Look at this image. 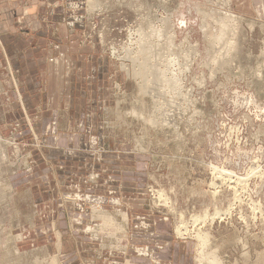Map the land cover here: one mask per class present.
<instances>
[{
	"label": "rangeland",
	"instance_id": "rangeland-1",
	"mask_svg": "<svg viewBox=\"0 0 264 264\" xmlns=\"http://www.w3.org/2000/svg\"><path fill=\"white\" fill-rule=\"evenodd\" d=\"M230 5L45 0L38 28L2 36L0 264H60L28 233L51 192L85 215L95 264H197V232L221 264H264V23ZM139 27L165 31L153 61H175L178 89L142 91Z\"/></svg>",
	"mask_w": 264,
	"mask_h": 264
},
{
	"label": "crops",
	"instance_id": "crops-1",
	"mask_svg": "<svg viewBox=\"0 0 264 264\" xmlns=\"http://www.w3.org/2000/svg\"><path fill=\"white\" fill-rule=\"evenodd\" d=\"M230 4L235 13L264 23V0H230ZM44 5L45 0H0V33H2L0 40L5 34L17 38L19 36L15 26L17 23L22 25L33 23L34 28H38L40 21L37 20V9ZM56 62H58L57 59ZM69 200V196L61 197L54 192L47 195L40 194V199H36L33 203L35 223L29 228L28 233L35 232L36 235L31 241L38 246L36 249L39 251V256L50 255L60 264L63 262L65 264H95L93 258L86 257L87 248L90 251L93 245L89 242L86 245L84 243L86 239L77 232L78 228H81L80 225L86 226L85 215L75 212L74 203ZM148 248H137L145 251H139L137 254L147 256L143 258L151 261ZM127 263L134 264L130 257L124 262V264Z\"/></svg>",
	"mask_w": 264,
	"mask_h": 264
},
{
	"label": "bare ground",
	"instance_id": "bare-ground-1",
	"mask_svg": "<svg viewBox=\"0 0 264 264\" xmlns=\"http://www.w3.org/2000/svg\"><path fill=\"white\" fill-rule=\"evenodd\" d=\"M89 1V0H88ZM228 2V1H227ZM202 11V10H201ZM202 12H204V11H202ZM170 14V13H169ZM205 14V13H204ZM166 15V14H165ZM202 15V14H201ZM206 15H208V14H206ZM223 17H224V19H226V21H235L236 22V20H237V16L236 15H234V14H232V13H230V14H226V12L224 13L223 12ZM170 16V15H169ZM145 17V16H144ZM171 17V16H170ZM206 17V16H205ZM147 18V16L145 17V19ZM169 18V17H168ZM165 19V18H164ZM171 19V18H170ZM144 20V19H143ZM148 20V19H147ZM151 20V19H150ZM153 20V19H152ZM155 20H157V18H155ZM154 21V20H153ZM157 21H159V20H157ZM145 22V21H144ZM147 22V21H146ZM148 22H150V21H148ZM161 22V21H160ZM159 22V23H160ZM173 22V21H172ZM151 23H152V25H153V22L151 21ZM157 23V22H156ZM165 23H169V22H167V19H166V21L164 20V24ZM142 24V23H141ZM161 24V23H160ZM204 24V23H203ZM150 25V24H149ZM162 25V24H161ZM161 25H159V26H161ZM169 26V28H171L172 29V31L173 32H169L170 34H166V33H164V34H166V36H162V37H165V39L167 40L165 43H167V45L168 46H171L173 43H172V41H173V39H174V37H175V31L173 30V28H172V24L171 23H169L168 24ZM235 25H237V24H235ZM157 26V25H156ZM227 27V26H226ZM140 28V27H139ZM141 29V28H140ZM143 29V28H142ZM139 30V32L137 31V39L135 40L136 41V50H135V52L137 53V55L134 53V55H136L137 57H139L140 56V61H142V62H140L139 64L142 66H140V68L138 69V70H135V71H133V75H135V76H139V77H141L142 78V82H143V84H142V86H141V88L143 89H141L140 87H139V89L140 90H142V91H146V92H149L150 91V89L148 88L149 86H150V83L147 81V79H150V82H155V83H162V86H163V84L164 85H166V84H168L169 85V87H174V88H176V89H178V84H177V80H176V77H174V72H173V69L172 68H170V66L172 65L173 66V64L175 63V61L173 60V59H171V58H168L169 57V55H168V59H164L163 60V58H164V56H163V52L165 51V48L163 47V46H161V44L160 43H156V42H154V40L152 39V37L153 36H155V38L157 39V37H158V39H159V35L160 34H162V32H165L163 29H161V28H156V30L154 29L152 32H155V34L153 33V34H151V31H150V33L149 32H145L144 30ZM146 29H147V27H146ZM207 28H206V26L204 27V30H206ZM220 29V28H219ZM151 30H152V28H151ZM147 31V30H146ZM168 31H169V29H168ZM171 31V30H170ZM136 32V31H135ZM134 32V33H135ZM136 34V33H135ZM216 34V33H215ZM157 36V37H156ZM215 36H217V35H215ZM215 38V37H214ZM213 38V39H214ZM160 39H161V37H160ZM212 39V37H211V40H213ZM163 40H164V38H163ZM156 41V40H155ZM158 41V40H157ZM162 41V40H161ZM160 41V42H161ZM185 41V40H184ZM164 43V42H163ZM164 43V44H165ZM213 43H215V42H213ZM175 44V43H174ZM180 45H181V43H179ZM166 45V46H167ZM216 45V44H215ZM178 46V45H177ZM131 47V46H130ZM173 47H174V45H173ZM194 47V46H193ZM135 48V47H134ZM168 48V47H167ZM177 48V47H176ZM187 49V48H186ZM191 49V48H190ZM168 50H170V49H168ZM171 51H172V49H171ZM130 52V51H129ZM166 52H167V50H166ZM169 52V51H168ZM132 53V52H131ZM175 53V52H174ZM166 54V53H165ZM173 55V54H172ZM135 56V57H136ZM163 56V58L161 59L162 61H163V63H160L159 65H158V63H159V61H158V63H157V61H155V60H158V59H154V61H153V58H155V57H157V58H161ZM134 57V58H135ZM166 58V57H165ZM133 60H135V59H133ZM137 60V59H136ZM162 61H160V62H162ZM136 62V61H135ZM160 65L162 66L163 65V67H160ZM134 66V65H133ZM139 66V65H138ZM171 66V67H172ZM187 66V65H186ZM137 68V67H136ZM169 68L171 69V70H169ZM176 68H177V66H176ZM187 69V68H186ZM168 70H169V72H171L172 73V76H170V77H168ZM179 72V71H178ZM179 74V73H178ZM176 76V75H175ZM138 77V78H139ZM148 77H150V78H148ZM172 77V78H171ZM140 78V79H141ZM152 80V81H151ZM176 81V82H175ZM180 82V81H179ZM159 87V86H158ZM166 88H168V87H166ZM175 89V90H176ZM139 90V91H140ZM142 91H140V93L142 92ZM155 92L156 91H154V90H152L151 91V93H153V94H155ZM158 92V91H157ZM160 92V91H159ZM150 93V94H151ZM170 93H172V92H170ZM153 96H155V95H153ZM154 100H156V99H154ZM156 103V102H155ZM144 105V104H143ZM165 110V109H164ZM178 111V110H177ZM159 113V112H158ZM154 125V124H153ZM169 126V125H168ZM177 128V127H176ZM175 131V130H174ZM215 168V167H214ZM159 193H160V197L162 198L163 197V193L162 192H160L159 191ZM160 199V198H159ZM72 200V199H71ZM168 200V199H167ZM172 206V205H171ZM98 210V209H97ZM175 210V209H174ZM94 211V210H93ZM92 211V212H93ZM96 211V210H95ZM171 211V210H170ZM99 213V212H98ZM119 213V212H118ZM120 214V213H119ZM123 214V217L126 219V216H125V213H122ZM179 215V214H178ZM215 215V214H214ZM119 216V215H118ZM99 217V216H98ZM101 217V216H100ZM94 218V217H93ZM97 218V217H96ZM114 218V217H113ZM112 218V219H113ZM107 221V220H106ZM103 222L105 223V220H103ZM203 222V221H202ZM107 224V223H106ZM111 224H113V223H111ZM113 227V226H112ZM118 227L116 226V229H117ZM119 228H122V227H120L119 226ZM182 227H180V226H177L176 227V232H177V234L178 235H182V232L180 231V229H181ZM124 231H125V229H124ZM199 231V230H198ZM122 232V231H121ZM197 232V231H196ZM195 236H196V238H197V241H198V253H197V256H196V261H197V264L199 263V262H204V261H206V262H204L205 264H221V262H220V259L213 253V252H205L204 250H205V246L207 245V234H205V233H202V232H197L196 234H195ZM209 240V239H208ZM138 251H141L142 252V250H139V249H137ZM212 250V249H211ZM210 251V250H209ZM143 252H145V251H143Z\"/></svg>",
	"mask_w": 264,
	"mask_h": 264
}]
</instances>
